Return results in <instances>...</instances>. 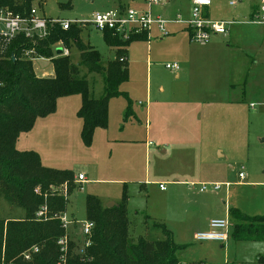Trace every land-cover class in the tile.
<instances>
[{
    "label": "rangeland",
    "instance_id": "1",
    "mask_svg": "<svg viewBox=\"0 0 264 264\" xmlns=\"http://www.w3.org/2000/svg\"><path fill=\"white\" fill-rule=\"evenodd\" d=\"M69 1L67 6L68 0H32L31 7L46 19L69 22H86L95 13L117 7L115 0ZM211 2V19L238 23L247 21L249 12L256 5V0ZM229 2L236 5L230 7ZM171 4L163 15L166 20L177 12L183 18L188 17V0H172ZM175 27L171 25L167 29ZM232 28L235 35L240 36L241 26ZM80 40L93 47L104 63L113 60L118 51V48L106 46L102 34L92 27L81 29ZM197 45L189 41L184 31L173 33L161 42L153 40L149 45L141 41L131 43L124 48L123 57L128 66V82L122 84L119 91L127 94L137 120L132 116L125 120L127 102L125 98H115L111 100L107 129L94 131L90 147H85L78 135L71 138L68 146L56 145L64 153L62 156L70 168L67 170L75 175L80 173L87 180L82 185L73 182L74 189L68 193L65 210L73 222L69 228L70 239L80 256H84L81 230L87 221L86 197L94 196L105 206L113 203V208L125 192L128 198L126 240L129 245L135 246L139 240L162 241L157 225L163 223L173 233L177 245L188 247L178 255L182 263L264 264V243L234 242L230 235L224 245L194 239L197 233L208 231L199 232L197 229L216 218L226 206L248 217L264 216V116H258L262 108L251 110L246 103L244 120L240 118V123L230 121L222 129L217 123L206 128L205 119L203 123H197L199 107L195 100L200 89L203 93L207 84L212 82L237 86L243 82L238 71L243 65L241 60L238 63L233 57L230 64L226 59L221 63L222 71L213 72L214 69L196 64L200 52ZM62 47L60 43L53 46L54 58L56 52H63V56L68 55L76 64L79 57L76 48L67 50ZM24 56L32 62L37 77L51 73L49 60L40 58L33 51ZM174 63L179 67L177 72L165 68L166 64ZM244 65L248 70L250 60L246 59ZM87 78L94 85L93 97L99 98L103 88L101 78L90 75ZM162 150L166 153L162 154ZM239 172L245 174L241 182ZM172 181L181 184L172 186ZM160 184L164 191H160ZM201 184H220L221 188L217 192H200ZM173 192L174 196L166 200V195ZM50 194L45 192L43 199ZM186 199L191 201L186 206L187 214L172 219V209L176 206L183 208ZM168 204L172 208L165 211ZM149 213L166 217V222L159 220L161 218L151 220ZM221 218L226 219L224 215ZM23 219L24 211L0 193V221L5 225ZM74 229L80 234L73 235ZM57 264L63 263L58 261Z\"/></svg>",
    "mask_w": 264,
    "mask_h": 264
},
{
    "label": "trees",
    "instance_id": "2",
    "mask_svg": "<svg viewBox=\"0 0 264 264\" xmlns=\"http://www.w3.org/2000/svg\"><path fill=\"white\" fill-rule=\"evenodd\" d=\"M31 3L32 0H0V9L26 15ZM69 3L68 0L67 6ZM80 32L81 29L74 26L63 31L54 25L43 40L19 36L0 56V193L24 211L22 221L5 225L0 221V264L58 263L57 241L64 231L54 216L65 212L67 201L57 194L46 195L44 200L43 195L63 184L68 185V193L74 189L73 172L44 168L36 153L18 152L15 143L19 135L29 132L37 119L52 115L58 99L71 96L81 99L76 115L81 120L80 139L85 147H90L96 129H107L111 99L125 98L124 119L133 115L127 94L119 91L129 78L127 62L120 59L124 57V48L141 39L123 42L111 32H104L102 38L106 46L118 48L114 59L104 63L93 47L81 42ZM57 43L67 50L75 47L78 62L73 63L63 54L54 58L52 49ZM28 51L50 61L51 76L35 75L32 62L24 56ZM88 75L102 80L99 98L93 97L94 85L88 81ZM36 188L39 194L34 193ZM127 199L124 192L117 206L107 208L96 197H86L85 216L94 224L90 245L84 249V256H80L77 246L69 242L63 264H205L182 263L178 255L188 247L177 245L164 224H155L162 233V241L139 240L135 246L129 245L126 240ZM42 206L47 209L46 221L35 218ZM228 219L234 242L264 243V216L248 217L229 208ZM32 247H37L38 253L29 261L23 260L21 254Z\"/></svg>",
    "mask_w": 264,
    "mask_h": 264
},
{
    "label": "crops",
    "instance_id": "3",
    "mask_svg": "<svg viewBox=\"0 0 264 264\" xmlns=\"http://www.w3.org/2000/svg\"><path fill=\"white\" fill-rule=\"evenodd\" d=\"M115 1L117 4L115 9L122 5L134 4L138 6L140 4V0ZM171 3L172 0H167V3L164 6L155 9V13L163 17L164 13L171 8ZM256 7L257 3L249 12L247 20ZM206 14L208 18L211 19L209 9ZM174 16L175 15H173L172 18ZM213 18L211 20H213ZM226 22H233V24H231L228 28V34L226 36H213L208 43L202 45L198 44L197 46L199 47L200 52L196 56L195 62L199 66L204 65L211 70L214 69L213 72H217L221 69V63H223L226 59H228L231 64V58L236 57L238 63H240V60L243 62L242 68H238L239 73L243 76V82L240 86L230 83L221 85L217 84L218 82H212L207 84L205 89L206 91L203 93L200 89V94L196 96L197 99L195 100L196 106L199 107L197 109L198 118L196 119V122L201 124L204 122L203 119L207 120L208 125L206 128H208L210 124L214 125L217 123L219 128L222 129L225 124L230 121L239 123L242 122L245 115L243 108L246 103L251 110L256 107L262 108V110L260 109L258 116H264V27L248 24L247 21L238 23L236 21L229 20ZM235 25L241 26V28H239L240 36H236L234 33L232 27ZM169 26L171 25H168V27ZM169 31L171 34H177L184 30L181 27H175L169 29ZM152 36L153 39L151 41L157 40L158 42H161L163 40L158 39L156 32H153ZM246 59L250 60V67L248 70H245L244 67V61ZM221 71L222 69L219 72ZM52 73L53 71H51L49 75L47 74L41 77L51 76ZM175 77L178 78L179 75L176 74ZM111 100L108 103V115H110ZM80 103L81 99L79 96L58 99L55 112L45 118L37 119L33 128L29 132L20 134L16 140L15 149L18 152L36 153L40 159L41 165L44 168L55 170L70 169L66 166L65 157L62 156L64 153L62 154L60 149H57L56 145L61 144L62 146L63 144L68 146L71 138H76L77 135L80 137L81 120L78 119L76 115L80 107ZM250 105H253L254 107L250 108ZM202 106L206 107L204 111L203 108H201ZM132 114L133 120H137L133 111ZM240 118L242 119L241 121ZM148 145H150V142ZM165 153L166 150H162V154ZM77 175L74 174V177ZM180 184L181 183L177 181L170 182V185L172 186H178ZM174 194L175 193L173 192L166 195V200H169L174 196ZM190 203L191 201L186 199L183 208L178 206H176L177 208H173L171 218L178 219L183 217L186 213V206L190 205ZM167 207H165V211L172 208L169 204ZM228 209L229 207L226 206L225 210L223 212H219L214 219H223L221 218L222 215L228 219ZM197 214H199V212ZM148 217L151 220L161 218L159 220L166 222V217H156L153 213H149ZM208 224L209 222L202 228L197 229V231L207 230Z\"/></svg>",
    "mask_w": 264,
    "mask_h": 264
},
{
    "label": "built area",
    "instance_id": "4",
    "mask_svg": "<svg viewBox=\"0 0 264 264\" xmlns=\"http://www.w3.org/2000/svg\"><path fill=\"white\" fill-rule=\"evenodd\" d=\"M167 0H140L138 6L134 4L122 5L114 10L103 13H95L86 22L79 21H54L40 16L38 10L31 7L26 15L14 14L8 9H0V56L4 55L8 47L19 36L25 39L43 40L49 33V28L58 25L63 31H67L70 27L77 28L92 27L95 31L103 34L108 31L123 42H128L134 38L149 44L153 39L152 33L156 32L158 39H164L172 34L167 29L168 25L181 27L187 33L191 43L206 44L213 36H226L228 28L233 22L215 21L207 16V10L211 7V0H188L189 14L187 18H183L180 13L166 20L162 16L155 13V9L164 6ZM257 7L247 20L248 24L264 27V0H256ZM229 6H235V3L229 2ZM27 53V52H26ZM66 55V54H65ZM120 59V62H123ZM165 68L177 72L179 67L177 64H166ZM250 105V108H253ZM239 181L245 179L243 172L238 173ZM74 182L82 185L86 182L85 176L78 174L74 177ZM221 188L220 184H201L200 192L208 190L217 192ZM159 189L164 191V186L159 185ZM51 194L62 196L66 201L68 197V186L63 184L59 188L52 187ZM35 194H39V188L34 190ZM38 221L47 220L46 206H42L35 214ZM60 222V226L64 231V235L57 241L59 247V262L64 263L68 253L69 242H71L69 231L73 224L69 220L66 213L55 215ZM94 224L86 221L83 224L81 234L84 237L83 250L90 245L89 238L91 236ZM231 232V223L228 219H213L208 224V231L205 233H197L194 237L196 242L211 241L224 245ZM73 235H79L80 231L73 230ZM38 253L37 247H32L21 254L23 260L29 261L33 255Z\"/></svg>",
    "mask_w": 264,
    "mask_h": 264
},
{
    "label": "water",
    "instance_id": "5",
    "mask_svg": "<svg viewBox=\"0 0 264 264\" xmlns=\"http://www.w3.org/2000/svg\"><path fill=\"white\" fill-rule=\"evenodd\" d=\"M62 54H63V52H62V53H61V52H59V51H58V52H56V55H57V56H61ZM112 206H114V204H113V203H108V204L106 205V207H107V208H111Z\"/></svg>",
    "mask_w": 264,
    "mask_h": 264
}]
</instances>
